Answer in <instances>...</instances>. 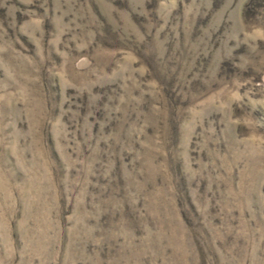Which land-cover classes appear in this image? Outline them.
<instances>
[{
	"label": "rangeland",
	"instance_id": "1",
	"mask_svg": "<svg viewBox=\"0 0 264 264\" xmlns=\"http://www.w3.org/2000/svg\"><path fill=\"white\" fill-rule=\"evenodd\" d=\"M0 264H264V0H0Z\"/></svg>",
	"mask_w": 264,
	"mask_h": 264
}]
</instances>
